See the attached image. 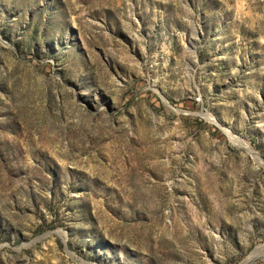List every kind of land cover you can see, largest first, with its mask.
<instances>
[{"label":"rangeland","instance_id":"1","mask_svg":"<svg viewBox=\"0 0 264 264\" xmlns=\"http://www.w3.org/2000/svg\"><path fill=\"white\" fill-rule=\"evenodd\" d=\"M252 260L264 0H0V264Z\"/></svg>","mask_w":264,"mask_h":264},{"label":"bare ground","instance_id":"2","mask_svg":"<svg viewBox=\"0 0 264 264\" xmlns=\"http://www.w3.org/2000/svg\"><path fill=\"white\" fill-rule=\"evenodd\" d=\"M229 134H230V136H231L232 141H233L236 145H238V146L241 147V148H245V149L251 151L250 145H249L248 143L243 142L242 140H240L238 137H235V136H234L233 134H231V133H229Z\"/></svg>","mask_w":264,"mask_h":264},{"label":"water","instance_id":"3","mask_svg":"<svg viewBox=\"0 0 264 264\" xmlns=\"http://www.w3.org/2000/svg\"><path fill=\"white\" fill-rule=\"evenodd\" d=\"M254 260L250 261L249 264H251Z\"/></svg>","mask_w":264,"mask_h":264}]
</instances>
